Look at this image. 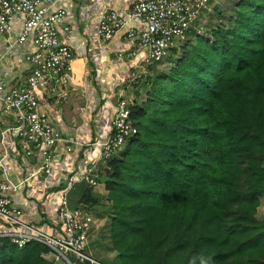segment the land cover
Instances as JSON below:
<instances>
[{
  "label": "trees",
  "instance_id": "trees-1",
  "mask_svg": "<svg viewBox=\"0 0 264 264\" xmlns=\"http://www.w3.org/2000/svg\"><path fill=\"white\" fill-rule=\"evenodd\" d=\"M196 22L168 74L145 69L129 106L136 135L98 167L117 264H264V0H237L204 35ZM79 203L99 201L88 188ZM49 254L0 237V264Z\"/></svg>",
  "mask_w": 264,
  "mask_h": 264
},
{
  "label": "built area",
  "instance_id": "built-area-1",
  "mask_svg": "<svg viewBox=\"0 0 264 264\" xmlns=\"http://www.w3.org/2000/svg\"><path fill=\"white\" fill-rule=\"evenodd\" d=\"M210 1L136 0L122 12L103 9L97 18L96 37L105 43L122 33L129 43V50L117 57H131L143 52L140 66V74H143L148 66L167 59L170 49L183 39L191 25L211 11ZM56 2L0 0V36L8 40L11 21L18 19L21 27L16 44L30 39L32 46V51L21 58L25 74L14 85L6 83L0 56V118L11 120L22 157L38 158L37 172L43 176L51 174L54 150L58 145L65 146L66 153H71L78 145L74 137H64L53 128L37 96L40 92L54 93L70 81L73 56L60 36L68 37L71 27L65 22L64 10H52ZM131 23L142 29H133ZM131 102L132 97H127L124 90L119 92L110 133L99 143V165L87 167L80 177L89 188L99 186L100 164L115 157L136 135L135 128L128 122ZM15 192L16 187L11 183L0 181V223L6 228L0 237H8L19 248L30 241L42 244L64 264L84 261L98 264L84 254L88 238L98 228L86 207L69 208L63 194L57 209L58 230L48 235L22 220L23 211L13 202Z\"/></svg>",
  "mask_w": 264,
  "mask_h": 264
},
{
  "label": "crops",
  "instance_id": "crops-1",
  "mask_svg": "<svg viewBox=\"0 0 264 264\" xmlns=\"http://www.w3.org/2000/svg\"><path fill=\"white\" fill-rule=\"evenodd\" d=\"M134 1L57 0L52 8L53 11L64 10L65 22L71 27V34L67 38L60 36L69 45L73 56L70 81L54 93L40 92L37 96L53 128L64 137H74L78 145L71 153H66L62 144L56 147L50 176L37 172L38 158L22 157L11 120L0 118V181L16 187L13 202L21 207L22 220L33 229L48 235L55 234L61 196L65 194L69 208L81 205L78 201L81 196H76L77 203L70 202V191L82 182L80 177L87 167L99 165V143L110 133L117 96L122 90L128 94L127 89L140 72L144 54L138 52L131 57H117L129 50V43L122 33L116 34L108 42H100L96 37L97 18L103 9L122 12ZM215 1L211 0L210 6ZM10 26L8 40L0 36L1 71L6 83L14 85L25 74L21 58L32 51V46L30 39L21 45L16 44L20 20L11 21ZM131 26L135 30L142 29L136 23H131ZM88 188L87 185L82 188V194ZM91 190L93 196L100 193L95 192L98 188ZM263 207L264 198H261L257 217ZM86 208L89 212L92 210V207ZM5 230L0 223V233Z\"/></svg>",
  "mask_w": 264,
  "mask_h": 264
},
{
  "label": "rangeland",
  "instance_id": "rangeland-1",
  "mask_svg": "<svg viewBox=\"0 0 264 264\" xmlns=\"http://www.w3.org/2000/svg\"><path fill=\"white\" fill-rule=\"evenodd\" d=\"M236 1L237 0H216L214 5L210 6V10L213 7H217V11H216L217 13L215 12V14L213 13L211 15V13L213 12L212 11L208 15L201 17L200 21H197L198 26L202 27L201 30L199 29L200 30L199 35H204V31L207 30V28L208 29H210L212 27L214 28L217 25H221V24L227 25L228 16L231 15V13L233 12V5ZM183 41L184 40H180L175 44L176 49L178 48V46L181 43H183ZM175 59L176 58L171 59L170 53H169V56L167 57V59L158 63L155 67L154 66L150 67L151 70L152 69L153 70L148 74L152 75L154 72H155V74H168L170 68H172L175 64V62H174ZM143 74H140V72H138L136 74L137 79L135 77V81L133 80L134 84L132 85V83H131L129 89H127L128 94H125V95L127 97H128V95L131 96L132 100H133V96H134L133 92H136V90H139L140 92L142 91L141 88H138V87L140 86V83L142 82V79L144 78L145 74L144 75ZM140 77H141V79H140ZM137 85H138V87H137ZM144 92L145 91L143 90V95H144ZM85 186H86V184L84 182H81L80 184H77L74 186V188L70 191V196H69L71 203H74V201H76L78 199V198H76V196L82 197V195H83L82 194V188H85ZM97 188H98V190H95V192L100 191V193L99 194L94 193L97 195L94 197H96L98 199L99 203L96 206L92 207L91 208L92 210L90 212L92 213V215H93L92 217L94 218L93 222H94V224L97 225L98 228H97V230H94L92 235L88 238V244H90V245L88 248L85 249L84 254L87 257H89L90 259H92L93 261H95L96 263L101 262V263H106V264H117L118 262L116 259V253L113 251H110V249L109 250L107 249V247H108V232H109V226H110L109 220H110V214H111L109 204L106 201L107 200L106 195L104 194L105 191H104L103 185L101 183H99V186H97L95 188H90V189L94 190ZM91 192H92V190H91ZM263 198H264V196L262 197V199ZM79 200L80 199H78V201ZM78 201H76V203ZM78 206H82V205H78ZM78 206H76V207H78ZM263 218H264V207L260 211V215H258L257 219L261 220ZM46 259L49 261H54L52 264H55V263L56 264H64L63 262L55 259V256L53 254H49L46 257Z\"/></svg>",
  "mask_w": 264,
  "mask_h": 264
}]
</instances>
